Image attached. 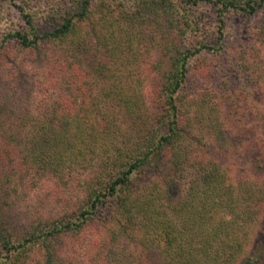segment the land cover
<instances>
[{"label": "trees", "instance_id": "trees-1", "mask_svg": "<svg viewBox=\"0 0 264 264\" xmlns=\"http://www.w3.org/2000/svg\"><path fill=\"white\" fill-rule=\"evenodd\" d=\"M0 1L12 5L21 21L3 34L0 57L12 43L33 58L46 44L65 47L71 56L81 55L92 44L101 56L91 69L111 73L114 66L113 75L119 78L117 69L125 63L134 41L145 36L142 33L148 28L155 29L162 39V52L168 55L169 63L157 90V113L139 111L141 92L125 90L116 83L94 94L98 101L76 104L75 95L65 110L53 112L55 116L44 111L45 117L36 129L49 146L39 150L35 145L34 149L40 151L36 155L39 159L53 154L47 160L53 171L74 160L82 161L89 143L97 139L111 145V151L87 181L84 199L72 204L69 212L20 235L0 229V264H27L26 258L37 248H43L47 263L53 264L56 243L94 225L103 230L105 237L99 253L87 264H138L128 250L121 248L124 244L157 251L164 264H260L264 229L257 247L250 254L244 250L264 211V195L256 197L248 193L253 190L241 187L236 192L224 168L201 159L193 163L181 141L187 134L186 116L191 108L185 102L189 96L184 95V85L193 59L223 48L227 12L251 15L262 10L264 23V0H54L58 11L52 13L54 22L47 28L35 21L40 0ZM209 4L217 6L212 43L204 39L202 16L195 12L199 6ZM136 28L140 35L133 34ZM247 58L242 55L246 67ZM57 60L59 68L65 69L66 59ZM75 75L67 74L72 82L79 81ZM73 88L77 94L83 92L78 85ZM99 93L103 99L99 100ZM199 96L193 99L202 108H207V100L211 109L217 105L213 93L206 91ZM111 99L116 103L111 105ZM107 106L120 108L129 119L121 138L110 127ZM47 129L52 133L45 132ZM10 140L14 146L17 144L14 134ZM187 160L195 168L193 178L185 194L178 195L166 211L161 204L173 199L178 181L175 177L186 168ZM150 167L169 171L162 176L161 187L157 179L143 183Z\"/></svg>", "mask_w": 264, "mask_h": 264}, {"label": "rangeland", "instance_id": "rangeland-1", "mask_svg": "<svg viewBox=\"0 0 264 264\" xmlns=\"http://www.w3.org/2000/svg\"><path fill=\"white\" fill-rule=\"evenodd\" d=\"M40 1L35 21L47 28L54 22L52 13L58 9L54 0ZM216 8L209 4L199 6L195 11L202 16L204 39H209L210 43L215 36ZM0 11L1 41L3 34L21 21L17 10L9 3L0 1ZM225 22L223 48L219 52L199 54L189 67L184 95L190 97L186 96L185 102H189L191 108L186 116L187 134L181 145L193 163L197 164L201 159L224 168L236 192L241 188L253 190L248 193L261 197L264 195L263 13L258 10L249 15L232 10L226 13ZM147 29L142 33L145 36L134 41L125 63L117 69L116 73L121 74L119 78L113 75L114 66L111 73L91 69L101 56L92 44L78 56L67 54L65 47L46 44L36 58L29 52L20 51L13 43L9 44V51L0 57V229L5 233L10 231L20 235L39 223L69 212L72 204L84 199L87 181L94 176L100 160H106L111 151V145L97 139L94 144L89 143L88 153L81 156L82 161L74 160L59 171H53L47 161L53 154L39 159L36 155L40 151L34 149L35 145L39 150L49 146L36 129L45 117L44 111L60 113L68 103L71 104L75 95L78 97L76 104L98 101L94 94L102 93V89L106 91L114 83L124 86L125 90L141 92L139 111L147 110L151 114L159 111L157 90L169 64L168 55L162 52L163 41L156 30ZM133 34L140 35L137 28ZM243 54L248 56L247 67L243 64ZM59 58L66 59L63 70L56 61ZM67 74H74L79 81L72 82ZM74 85L81 87L83 92L77 94ZM206 91L217 96L214 109L210 108L208 100L207 108H202L193 99ZM101 98L99 93V100ZM111 101L107 103H116ZM105 110L111 121L110 127L117 130L121 138L128 129L127 115L118 107L107 106ZM45 132L52 133L50 129ZM11 134L17 138L15 146L10 140ZM105 148L109 150L105 151ZM190 160L183 172H178L179 177H175L178 181L173 199L170 202L166 199L161 204L166 211L178 195L185 194L193 178L195 168L189 164ZM165 172L169 171L150 167L144 174L143 183L157 179L160 180L158 187H161ZM263 229L264 211L256 220L245 254L257 247ZM104 237L103 230L97 225L78 235H69L53 248V264H87L99 253ZM121 248L128 250L138 264H164L157 251L139 245L124 244ZM42 249L31 251L25 262L48 264ZM260 264H264V253Z\"/></svg>", "mask_w": 264, "mask_h": 264}]
</instances>
